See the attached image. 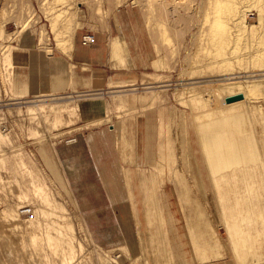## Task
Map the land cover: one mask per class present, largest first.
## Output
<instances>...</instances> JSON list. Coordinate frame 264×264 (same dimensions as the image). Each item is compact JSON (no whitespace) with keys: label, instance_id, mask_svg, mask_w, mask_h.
<instances>
[{"label":"rangeland","instance_id":"rangeland-1","mask_svg":"<svg viewBox=\"0 0 264 264\" xmlns=\"http://www.w3.org/2000/svg\"><path fill=\"white\" fill-rule=\"evenodd\" d=\"M242 10L246 17L238 23ZM111 19L121 21L111 64L124 68L97 76L88 63L72 65L66 81L45 68L48 53L70 55L83 34L98 36ZM66 25L75 34L65 35ZM56 36H70L72 49H62L58 42L66 40ZM226 76L234 78L219 80ZM250 78L257 80L254 89ZM263 78L264 0H0V264H107L114 256L153 264L151 234L177 262L161 264H264ZM234 80L243 83L228 91L225 83ZM234 92L248 98L228 118L225 97ZM65 102V111L47 106ZM217 124L248 144L245 155L252 149L258 156L257 166L247 167L255 170L257 176L249 173L255 185L222 180L244 185L247 198L240 201L253 203L240 204L236 225L226 222L230 216L234 222L235 211L220 209L226 200L234 204L236 190L230 195L209 172ZM71 163L75 173L66 167ZM70 176L83 188L113 191L117 208L130 213L116 247L94 240ZM146 186L163 207L152 212V225L140 196ZM243 190L252 192L250 199ZM183 206L191 210V231ZM28 207L33 211L23 212ZM210 228L219 238L214 246L205 241Z\"/></svg>","mask_w":264,"mask_h":264},{"label":"bare ground","instance_id":"bare-ground-1","mask_svg":"<svg viewBox=\"0 0 264 264\" xmlns=\"http://www.w3.org/2000/svg\"><path fill=\"white\" fill-rule=\"evenodd\" d=\"M251 5V4H250ZM249 5V6H250ZM255 5V4H254ZM246 7V6H245ZM244 7V8H245ZM251 7H254V6H251ZM250 7V8H251ZM244 8H242V9H244ZM250 8H246L247 9V11H248V9H250ZM246 9H244V10H246ZM244 10H242L241 12H242V14L240 15L239 14V16H240V19L238 20L239 22L238 23H243L244 22V20H245V17H246V13L247 12H245ZM260 18L262 19L263 17H261L260 16ZM70 23L71 22H69V23H67V25H70ZM75 23H77V22H75ZM66 25V27H68ZM72 25H73V22H72ZM72 25H70V26H72ZM79 26V25H78ZM254 26V25H253ZM66 27H65V29H66ZM72 27H74V26H72ZM72 27H71V30H72ZM69 28V30L67 29V30H65L66 31V34L65 35H67L68 33H67V31H70V27H68ZM74 28H76V27H74ZM63 30V31H64ZM74 30V29H73ZM61 31V30H60ZM64 31V32H65ZM70 32H72V31H70ZM74 32V31H73ZM72 32V33H73ZM58 33H60L59 31H57L56 32V34H57V36L59 35ZM71 33H69V35H70ZM73 34H75V33H73ZM73 34L71 35V37L70 36H67V37H65V38H72L73 37ZM63 35H64V33H63ZM56 36V37H57ZM61 36V35H60ZM60 36H59V38H58V40H61V38H60ZM65 38H62L63 40L65 39ZM69 38V39H70ZM67 39H65L66 41H67V44L69 43V44H71L72 45V42L70 41V42H68V40ZM117 38H115L114 39V41L112 42L113 43V45H112V50H113V53H112V51H111V53L112 54H115L116 52H117V50L120 48H118V46H117V40H116ZM62 40V41H63ZM119 40V39H118ZM66 41H63V44H61V41H57L58 42V44L62 47V49L64 48V50L65 51H67L66 49H68V46H70L69 44L66 46L64 43L66 42ZM120 43V42H119ZM121 44V43H120ZM119 44V45H120ZM63 45V46H62ZM67 47V48H65V46ZM58 46V45H57ZM121 46V45H120ZM71 48H69V49H72V47L73 46H70ZM121 50V49H120ZM68 52H70V51H68ZM112 54H111V56H112ZM117 57H118V55H116ZM113 57V56H112ZM114 58H116L115 56H114ZM252 76V75H251ZM232 78H234V77H232V76H226V77H224V78H220L219 80H221V81H226V80H229V79H232ZM249 81V86H250V88L251 89H254V88H256L257 87V80L256 79H254V78H250V80H248ZM260 81V80H259ZM263 81H264V78H263ZM241 83H243L241 80H237V81H231V82H227V83H225V85H226V87L228 88L229 87V90L228 91H231L232 89H234L237 85H240ZM206 86V85H205ZM205 86H201V87H196V89H199V90H201V91H203L204 89H207V88H205ZM225 87V86H224ZM258 87H259V85H258ZM209 88H211L210 86H209ZM234 93H236V92H234ZM233 94V93H232ZM228 95H230V94H228ZM248 98V96H247V94L245 95V98L244 99H240V100H236V101H233V102H230V103H228V106H227V115H226V113L224 114L223 112H222V114H224V116L225 117H228L229 118V116H228V113H233V115L234 114H238V113H240V112H242L241 111V106H242V108H243V105H242V103L244 102V101H246V99ZM51 103V102H50ZM67 102H65V104L63 105V104H61V105H56V104H54V103H52V104H49V103H47V106L48 105H52L51 107H52V109H51V107H50V111L51 110H53V111H55V110H57V111H61V110H63V109H67V106L69 107L70 105H68V103L66 104ZM40 104V103H39ZM45 103H43L42 105H44ZM41 105V106H42ZM46 105V104H45ZM65 105H67V106H65ZM41 110H42V107H40V106H38ZM92 107L93 108H95L96 107V104H93L92 105ZM43 108H44V106H43ZM55 110H54V109ZM70 108V107H69ZM68 108V109H69ZM31 109H33V108H31ZM67 109V110H68ZM226 109V108H225ZM1 110V109H0ZM63 111H65V110H63ZM33 112H34V110H33ZM37 111H35L34 113H36ZM196 112V111H195ZM196 114V113H195ZM231 114H229V115H231ZM197 115V114H196ZM211 115V114H210ZM213 115H218V114H213ZM233 115H231L230 116V118L232 117V118H235V117H233ZM236 116V118H237V115H235ZM210 117V116H209ZM211 117H213V116H211ZM211 117H210V119H211ZM215 117V116H214ZM213 117V118H214ZM215 118H219V116H217V117H215ZM235 118V119H236ZM226 119V118H225ZM184 120V119H183ZM216 120V119H215ZM221 120V119H220ZM221 123H222V120H221ZM224 123V122H223ZM222 123V124H223ZM221 124V125H222ZM218 125V124H217ZM223 125H225V124H223ZM228 126V125H227ZM227 126H216L215 127V131L213 132V134H212V145H213V149L210 151V154H209V156H210V167H211V169H209V172H210V174L212 175V176H214L215 177V179H217V180H219V181H221L222 182V184L223 185H225V184H227L226 182L228 181V183L232 180V179H234L235 178V184H237V183H241V184H243V181H244V184H245V182H246V185L247 184H249L250 186L251 185H255V183L257 182V181H253V179L254 178H252V180H251V177H249L250 176V172L252 173V175L251 176H254V175H256L255 173H254V175H253V172L255 171L254 169H248L249 168V166H250V168L251 167H254L255 168V166H257V164H258V156H257V154L254 152L253 153V150L251 149V154L249 153V155H245L244 154V152L246 153V151H247V149H249V146H248V144L245 142L244 143V141L243 140H241V139H238V138H234V139H231L229 136H226V135H228L229 134V131H230V129L227 127ZM219 131H221V132H219ZM233 133V132H232ZM187 134H188V136L189 135H191V129L189 130V128H187ZM224 135V136H223ZM233 136V135H232ZM229 137V138H228ZM251 143V142H250ZM251 146V145H250ZM246 150V151H245ZM249 151H250V149H249ZM189 154V153H188ZM183 162V161H182ZM184 163H186V164H189V163H191V159H190V154L189 155H187V157L185 156V158H184ZM197 163L200 165V161H199V159L197 158ZM53 164V163H52ZM191 165V164H190ZM52 166V165H51ZM185 166V165H184ZM187 167H188V165H187ZM244 167H246V169H247V171H245V169H244ZM248 167V168H247ZM53 168H55V167H53ZM56 170V169H55ZM250 170V171H249ZM252 170H254L253 172H252ZM247 173L249 174L248 176H247ZM258 173V172H257ZM210 175V176H211ZM239 175H240V177H239ZM212 176H211V178H212ZM242 176V177H241ZM257 176V175H256ZM231 177V178H230ZM248 177L250 178V179H248ZM226 181H225V180ZM255 179H256V177H255ZM254 179V180H255ZM212 180H213V178H212ZM225 181V184H224V182L223 181ZM233 180H232V182H234ZM240 181H242V182H240ZM254 182V184H253V182ZM144 184L146 183L145 182V180H143L142 181ZM231 182V183H232ZM220 183V182H219ZM230 183V184H231ZM252 183V184H251ZM214 184H216V180H215V183ZM213 184V185H214ZM221 184V183H220ZM235 184H231V187H229L228 185H225V186H227V187H229V189H226V187H225V189L226 190H229L230 191V193H231V188L233 189V190H236V191H232L234 194L233 195H237V196H234L235 197V199H237L235 202H234V204H230L229 203V205H227L226 203H227V201L228 200H226V203L222 206L221 205V207H220V209L221 210H226V209H224V208H229V209H232V210H234L235 212H234V222H232V223H230L229 222V220H230V215H231V212H229L230 213V217H229V220L227 219L226 220V222H227V224H237L236 222H237V219H238V217H239V215H241L242 213H240V212H242V210H243V205H240L242 202L240 201V200H243V199H245V198H247L246 197V195H244V196H242L243 195V193H241V189H242V187L244 186H242L241 184H239L240 186L239 187H235ZM217 185H218V182H217ZM222 185V186H223ZM219 186V185H218ZM222 186H220V187H216V188H220V190H221V187ZM249 186V187H250ZM248 187V186H247ZM255 187V186H254ZM223 189H222V191L224 190L225 191V189H224V187H222ZM241 188V189H240ZM252 188V190H254L253 189V186L251 187ZM243 189H244V187H243ZM219 189H217V191H218ZM221 191V193H220V191H219V197H221L222 195L221 194H223L224 192H222ZM245 190H243L242 192H244ZM226 192V191H225ZM228 192V191H227ZM144 194L142 195V194H140V196H141V198H142V208H143V210L145 211V218H146V216H147V219H148V222L152 225V223H153V219H152V212L153 211H158V210H163V207H159L158 205H157V203L155 202V200H153L152 199V197H153V195L151 194V192L149 191V188L146 186L145 187V190H144V192H143ZM185 193H187V191H185ZM236 193H238V194H236ZM241 193V194H240ZM247 192L245 191V194H246ZM254 193V192H253ZM250 194H251V196H252V192L250 193L249 192V196H250ZM226 195H229L228 193L226 194ZM230 195H232V193L230 194ZM232 195V196H233ZM224 196V195H223ZM222 196V197H223ZM231 196V197H232ZM247 196H248V193H247ZM248 196V199H250V197ZM253 196H255V195H253ZM218 197V198H219ZM225 197H227V196H225ZM242 197H243V199H242ZM230 197L228 196V199H229ZM255 198V197H254ZM220 199V198H219ZM223 199V198H222ZM221 199V200H222ZM230 199H232V198H230ZM235 199H233V200H235ZM252 199L253 198H251V201H252ZM223 200H225V199H223ZM255 200V199H254ZM247 200H245L244 202H246ZM229 202V201H228ZM240 202V203H239ZM244 202L242 203V204H244ZM248 202V201H247ZM246 202V203H247ZM195 203V202H194ZM201 203V202H200ZM199 202H198V204H200ZM221 203V202H220ZM219 203V204H220ZM245 203V204H246ZM249 203V202H248ZM247 203V204H248ZM257 203V202H256ZM222 204V203H221ZM238 204L240 205V206H238ZM244 204V205H245ZM245 205V207H246V209H249L247 206L248 205ZM251 204H253V203H251ZM251 204L249 203V205L251 206ZM201 205V204H200ZM254 205H252V207H253ZM257 206H258V204H257ZM256 206V207H257ZM184 208H186L188 211V213H187V216H188V226H189V231H191V229L194 227V221H193V217L191 216V210L189 209V207H187V206H183ZM244 207V208H245ZM252 207H250V209L252 208ZM223 208V209H222ZM254 208H255V206H254ZM254 208H252V210L254 209ZM28 209V208H27ZM25 210V209H24ZM23 210V211H24ZM228 210V209H227ZM226 210V211H227ZM255 210V209H254ZM222 211V212H223ZM225 211V212H226ZM231 211V210H230ZM244 211V210H243ZM248 211V210H247ZM225 212H223V213H225ZM252 212V211H251ZM240 213V214H239ZM221 215V214H220ZM228 215V214H227ZM227 215H224V217H225V219H226V216ZM161 216H162V214H161ZM154 217H155V215H154ZM228 217V216H227ZM161 218V217H160ZM27 219V218H26ZM160 220V219H159ZM147 221V220H146ZM164 221H167V220H161V222L164 224ZM178 221V220H177ZM222 221V220H221ZM224 221V220H223ZM205 222H207V224L209 225V221L208 220H205ZM225 223V222H224ZM226 224V223H225ZM208 225H207V227H208ZM186 227V226H185ZM151 228H152V226H151ZM173 228V227H172ZM171 228V229H172ZM165 229V228H164ZM187 230V229H186ZM178 231V230H177ZM210 233H209V235H207V237H206V239H205V241L207 242V243H209L211 246H214L215 245V243H217L218 241H219V238H218V234H217V231H215L214 230V228L212 229V228H210ZM157 232V231H156ZM155 232V233H156ZM159 232H161V231H159ZM166 232V231H165ZM185 232V231H184ZM138 233H140V231H138ZM167 233V232H166ZM151 234V233H150ZM157 234H158V232H157ZM149 235V234H148ZM178 235H179V233H178ZM170 236H171V234H170ZM60 237V236H59ZM150 237V235L148 236V238ZM151 237H152V241H151V243H153V246L151 247L152 249L150 250L152 253H153V255L151 256L152 257V259L154 260V262L155 263H153V264H161V263H163V262H169V263H177L175 260H173V258L171 257L172 256V254L171 253H169L170 251H169V249H160L158 246H157V242H156V239H155V237H154V234H151ZM185 237H187V236H185ZM192 237V236H191ZM61 238V237H60ZM194 238V240L195 241H197V239H196V237H193ZM192 238V239H193ZM139 240L141 239L140 238V235H139V238H138ZM170 240V239H169ZM194 241V242H195ZM178 242V241H177ZM194 242H193V245H194ZM140 243L142 244V241H140ZM198 243H199V241H198ZM197 243V244H198ZM207 243L205 244V245H207ZM188 244V243H187ZM196 244V242H195V245H197ZM182 245H183V243H182ZM190 245V244H189ZM54 246V245H53ZM184 246V245H183ZM197 246H199V245H197ZM197 246H195V247H197ZM55 247H56V245H55ZM57 247H58V245H57ZM142 247H144V246H142ZM171 247H173V246H171ZM174 248V247H173ZM53 249V248H52ZM196 249V251L198 252V249L197 248H195ZM58 250H60V248H58ZM149 251V252H150ZM184 251V250H183ZM56 252V251H55ZM60 252V251H59ZM58 252V253H59ZM143 252H144V250H143ZM173 252H174V250H173ZM53 253H54V249H53ZM58 253H55V254H58ZM185 253H186V251H185ZM190 253H191V251H190ZM187 254V253H186ZM56 256V255H55ZM212 256V254L211 253H208V254H206L205 256H204V260H208L210 257ZM113 259H116V260H121L119 257H113ZM112 259V260H113ZM138 259V258H137ZM134 260V259H133ZM132 260V261H133ZM136 260V259H135ZM133 261V263L134 264H137L138 262L137 261ZM152 260V261H153ZM187 260V259H186ZM188 261V260H187Z\"/></svg>","mask_w":264,"mask_h":264},{"label":"crops","instance_id":"crops-1","mask_svg":"<svg viewBox=\"0 0 264 264\" xmlns=\"http://www.w3.org/2000/svg\"><path fill=\"white\" fill-rule=\"evenodd\" d=\"M120 23L121 21L119 19L117 21L113 19L109 20V27L107 26L105 31L98 34L96 42L90 45H83L79 41H76L70 55L62 54L61 56H56L54 52L48 53L49 55L45 59V68L51 73L56 72L60 74L59 78H64V81L67 80L66 71L72 65L77 66L78 64L88 63L92 71L97 73V76L103 73L104 70H111L113 72L116 69L124 68L111 64L113 62L111 57V44L116 37L114 30L118 29ZM69 150L71 149L69 148ZM66 167L69 171L72 170V173L76 172L74 163H71V165L67 164ZM102 176V180H107V175ZM69 181L76 199L86 215L88 227L92 231L94 240L101 247L109 250L110 248L116 247L121 239L119 233L126 227L124 223H130L132 221L130 213L117 208L120 202L115 200L118 197L112 194L113 191L108 189L99 190L96 188V185L92 184H90V188H83L81 186L82 180L80 181V178H76L75 176H70ZM87 181L86 185H88ZM189 264L228 263L226 261L213 260L202 263L191 261Z\"/></svg>","mask_w":264,"mask_h":264},{"label":"built area","instance_id":"built-area-1","mask_svg":"<svg viewBox=\"0 0 264 264\" xmlns=\"http://www.w3.org/2000/svg\"><path fill=\"white\" fill-rule=\"evenodd\" d=\"M96 39H97V36L94 33H85L81 37V43L83 45H90V44L96 42ZM32 211H33L32 208L28 207V209L25 208V210L23 212L30 213ZM107 264H125V263L120 261V260L113 259V260L109 261Z\"/></svg>","mask_w":264,"mask_h":264},{"label":"water","instance_id":"water-1","mask_svg":"<svg viewBox=\"0 0 264 264\" xmlns=\"http://www.w3.org/2000/svg\"><path fill=\"white\" fill-rule=\"evenodd\" d=\"M245 94L243 92L233 93L225 97V101L230 103L236 100L244 99Z\"/></svg>","mask_w":264,"mask_h":264}]
</instances>
